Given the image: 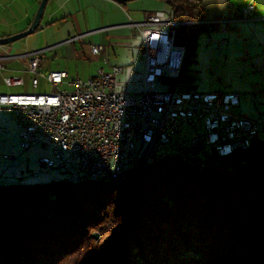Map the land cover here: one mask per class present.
Listing matches in <instances>:
<instances>
[{"label": "trees", "instance_id": "obj_1", "mask_svg": "<svg viewBox=\"0 0 264 264\" xmlns=\"http://www.w3.org/2000/svg\"><path fill=\"white\" fill-rule=\"evenodd\" d=\"M167 2L175 20L197 22L176 28L186 53L179 75L164 84L196 89L200 39L212 26L201 23L203 0ZM67 257L72 264H264V140L205 167L151 162L124 186L67 172L0 182V264Z\"/></svg>", "mask_w": 264, "mask_h": 264}, {"label": "built area", "instance_id": "obj_2", "mask_svg": "<svg viewBox=\"0 0 264 264\" xmlns=\"http://www.w3.org/2000/svg\"><path fill=\"white\" fill-rule=\"evenodd\" d=\"M256 19V5L250 1L231 19L202 21L206 24L248 22ZM197 21L175 20L171 12L148 13L138 27L145 58V88L124 86L119 77L123 65L100 67L88 79L73 77L65 70L44 72V49L18 57L28 61L32 85L41 79L51 85L50 92L0 93V114H13L21 149L34 146L50 149V155L37 159L47 169L83 174H112L149 161L162 153L215 157L226 148L245 146L264 132V113L252 117L235 111L241 91L159 92V82L179 75L186 49L176 44V28ZM78 37L69 41L73 42ZM92 50L104 55L106 47L94 44ZM106 60V57L104 58ZM0 57V74L6 70ZM8 86H22L21 76H6ZM122 87V90L120 88ZM15 161L13 153L3 155Z\"/></svg>", "mask_w": 264, "mask_h": 264}, {"label": "crops", "instance_id": "obj_3", "mask_svg": "<svg viewBox=\"0 0 264 264\" xmlns=\"http://www.w3.org/2000/svg\"><path fill=\"white\" fill-rule=\"evenodd\" d=\"M41 1L0 0V37H8L28 29L37 13ZM250 1H254L256 5L255 20L231 24H211L212 29L204 35H208L209 37L206 45L218 42L219 46L217 49L223 51L225 48H228V45L221 40L222 38H215L214 33L233 32L237 33V36L243 37L241 34L243 30L250 27L257 41L251 43L248 38H245V55L259 73L260 80L263 83L259 91L264 94V42H262L264 40L259 32L260 30L264 31V0H243L239 3L238 0H203V6L207 21L226 20L234 17L240 7ZM156 10L172 11L167 0H129L127 2H117L115 0H49L40 27L33 33L35 35L32 39L26 41L18 40L8 45L0 44V57L3 58V62L7 67L0 74V76L3 75L1 77L5 85L3 88L4 91L0 89V93H5L8 89L10 91L14 87H19L8 86L4 81V77L21 76L24 79V84L25 75L32 77V74L27 71L28 61L18 56L38 49H44L45 52L48 49H54L55 55L61 58L65 56L72 58L83 55L85 59H88V54H90V58L98 59L97 63L101 64L98 67L99 69L100 67H105L104 64H112L111 50L115 51L118 45L127 46L131 60L123 63L128 64L114 63L123 65L125 67L124 74H126L127 69L135 63L134 53H136V46H138L134 42L135 31L129 25L132 22H143L148 13ZM74 37L78 38L73 42L69 41ZM94 44L105 45V54L96 55L92 53L91 48ZM142 44L141 39L139 47L140 53L143 54L144 58ZM45 52L41 56V69L44 72H46L44 70ZM114 55L117 56L116 53ZM105 57L106 60H104ZM198 64L199 60L194 66L197 71L199 70ZM143 75L144 72L140 73L141 79H143ZM197 89H199L198 84ZM237 107H235V110ZM259 110L260 114L258 116L264 113V102L260 103Z\"/></svg>", "mask_w": 264, "mask_h": 264}, {"label": "rangeland", "instance_id": "obj_4", "mask_svg": "<svg viewBox=\"0 0 264 264\" xmlns=\"http://www.w3.org/2000/svg\"><path fill=\"white\" fill-rule=\"evenodd\" d=\"M243 0H238V3ZM131 27V26H130ZM263 28V27H262ZM261 28V29H262ZM264 29V28H263ZM254 30V29H253ZM134 33V42H136L138 46H136L137 50L134 59V64L127 69L126 74L121 75L119 80L124 83V86L130 88H137L139 90H143L145 88V84L143 83V79L140 77V73L144 72V62L145 58H143V54L140 53L139 43L141 41V37L139 36L138 27H133ZM262 39L264 40V31H259ZM243 37L237 36V33H214L215 38H222L221 40L224 43H227L228 48H225L223 51L218 50V42L206 45V42L209 41L208 35L202 36L200 40V47L198 50V71H196L198 88L205 91H225V90H233V91H241L243 93L240 98L241 105L237 107L235 111L252 116L259 117L260 114V103L264 102V94L259 91V89L263 86L262 81L260 80L259 73L256 71L255 66H252V62L245 55V46L244 43L248 38L251 43H255L257 41L256 37L252 34L250 27L243 30L241 33ZM35 34H31L26 38H23L19 41H26L28 39H32ZM220 40V39H219ZM124 41V40H123ZM264 42V41H262ZM79 47V46H78ZM88 47V46H87ZM89 49V47H88ZM92 50V48H91ZM214 50V51H213ZM221 52V54H219ZM92 53L93 50H92ZM111 63L115 62L120 64H128L123 63L131 60L129 56L130 52L128 51L127 46L118 45L115 51L111 50ZM117 54L114 55V54ZM97 55V54H96ZM88 59H85L82 56L78 57H59L55 55L54 49L46 50L44 54V63L46 72L55 71V70H63L65 69L71 76L76 77L80 76L83 79H88L91 75L95 74L98 70V67L101 64L97 63V58H90V54H88ZM128 57V59H127ZM104 64V63H103ZM110 64V65H112ZM108 69L110 65L104 64ZM135 70V71H134ZM3 76V75H1ZM0 76V89L4 91V83L2 82V77ZM33 77V76H32ZM32 77L30 75H25V84L23 86L14 87L12 89H8L7 92H50L51 85L46 81V79H41V83L38 87H34L32 85ZM122 90V87L120 88ZM157 90L159 92H164L169 90V85L159 82L157 85ZM16 118L13 114H0V182L10 183L16 181H25V182H45L49 181L51 178L58 176L61 173L58 170H51L47 168L41 167L37 159L43 155H50V149L43 146H34L30 151L24 153L19 144V137L16 130L15 125ZM260 139L264 140V132H261ZM257 140V139H256ZM252 141L247 148H238L233 153L241 150L249 149L255 141ZM5 153H13L16 156V162L12 165V161L7 158H4ZM231 153V154H233ZM229 155H215V157H205V156H187V155H164L158 159L149 160L146 163H142L135 166H127V169L130 171L131 177L133 176V172L142 168L151 162L162 161L165 159H175L179 161H183L197 167H205L211 165L217 161V158L230 156ZM186 157V158H185ZM216 158V159H214ZM201 159V160H200ZM186 160V161H185ZM198 162V163H197ZM194 163V164H193ZM197 163V164H195ZM12 165V166H11ZM141 166V167H139ZM139 167V168H138ZM78 176V175H77ZM82 176V174H81ZM98 176V177H97ZM93 176L87 175L89 178H95L97 180H111L112 179L103 177V176ZM115 183H118L114 181ZM127 182V183H128ZM119 184V183H118ZM126 184V183H125ZM120 186H124L119 184ZM115 197V196H114ZM108 202L113 204V196L109 198ZM114 209V206H111ZM112 212V210H110ZM109 216V214H107ZM112 216V215H111ZM112 220V219H110ZM110 226V224L108 225ZM99 234V239H95L98 242L101 239V233L99 231L93 232ZM69 257L66 258V262L64 264H72L69 263Z\"/></svg>", "mask_w": 264, "mask_h": 264}, {"label": "water", "instance_id": "obj_5", "mask_svg": "<svg viewBox=\"0 0 264 264\" xmlns=\"http://www.w3.org/2000/svg\"><path fill=\"white\" fill-rule=\"evenodd\" d=\"M49 0H42L40 5H39V8L37 10V13L33 19V21L31 22L30 26L28 29L22 31V32H19L17 34H14V35H11V36H8V37H0V44L1 45H8V44H11V43H14L18 40H21L25 37H28L29 35L33 34L34 32H36V30L40 27V24H41V20L43 18V15H44V12H45V9H46V6H47V3H48ZM117 2H127L129 0H115ZM75 177V176H74ZM77 177V175H76ZM95 239H99V234L98 233H94L92 235Z\"/></svg>", "mask_w": 264, "mask_h": 264}, {"label": "bare ground", "instance_id": "obj_6", "mask_svg": "<svg viewBox=\"0 0 264 264\" xmlns=\"http://www.w3.org/2000/svg\"><path fill=\"white\" fill-rule=\"evenodd\" d=\"M251 142H249V144L245 145V146H240L238 148H247L249 145H250ZM238 148H226V149H223V150H220L218 151V153H216L215 155H229L231 153H233L235 150H238ZM164 155H174V156H177L176 154H173V153H162V154H159L157 155L156 157H153L154 160L158 159L161 157V156H164ZM199 157V156H197ZM170 158V157H169ZM186 158V157H185ZM212 158V157H211ZM216 159V158H214ZM152 160V159H151ZM201 160V159H200ZM186 161V160H185ZM148 162V161H146ZM146 162H142V163H146ZM142 163H139L138 165L142 164ZM198 163V162H197ZM195 163V164H197ZM194 164V163H193ZM212 164V162H211ZM138 165H135V167H137ZM129 170L127 168H125L123 171H121V179L116 177V175H112V174H102L101 176L103 177H106V178H109V179H112L116 182H118L119 184L123 185L125 183L128 182V180L130 179V175H129ZM85 177H87V175H93V174H83ZM100 176V175H99ZM98 177V176H97ZM105 180V179H104Z\"/></svg>", "mask_w": 264, "mask_h": 264}]
</instances>
